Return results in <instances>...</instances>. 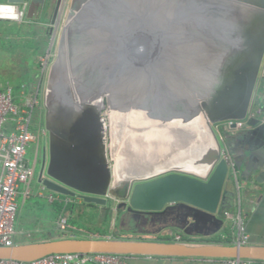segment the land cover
Listing matches in <instances>:
<instances>
[{
  "label": "water",
  "instance_id": "1",
  "mask_svg": "<svg viewBox=\"0 0 264 264\" xmlns=\"http://www.w3.org/2000/svg\"><path fill=\"white\" fill-rule=\"evenodd\" d=\"M8 1L28 6L30 19L47 3ZM61 15V0H56L48 25L50 49ZM260 77L264 0H71L44 95L48 158L38 181L86 203L107 204L113 168L103 110L112 99L139 98L164 117L184 111L198 115L197 102L204 101L210 127L247 119L246 127L237 130L240 151L230 157L236 176L263 182L264 121L249 117ZM214 160L208 177L177 170L135 184L129 180L123 192L116 189L128 200L121 205L131 212L163 213L179 203L185 209L179 222L185 235L217 234L230 168L222 154ZM60 252L264 261V245L253 244L64 237L0 246V258L19 260Z\"/></svg>",
  "mask_w": 264,
  "mask_h": 264
},
{
  "label": "rangeland",
  "instance_id": "2",
  "mask_svg": "<svg viewBox=\"0 0 264 264\" xmlns=\"http://www.w3.org/2000/svg\"><path fill=\"white\" fill-rule=\"evenodd\" d=\"M52 2L53 0H47L45 7L38 10L40 18L38 19L39 21L37 24H34L33 22H31L33 23L31 24L29 21L35 20L27 19L28 7L26 10L24 4H22L20 8L26 10V18L24 17L23 20L20 21L0 20V82H20L21 80L29 82L33 79L34 74L36 73L37 81L40 82L36 90H33L34 93H37V100L39 102L33 119V126L35 127L39 126L40 120L43 126L46 127L44 95L48 85L50 70L58 57L60 37L68 12L67 8L61 15L55 42L49 54L39 56L36 50L37 45L46 48L47 41H51V34H45L46 30L44 29L50 25L51 17H49V15L52 11ZM0 3L10 2L8 0H0ZM42 26L45 28H42ZM19 31L21 33L18 34ZM26 65L30 69L29 77L22 74L27 71V68H23ZM21 90L23 89H19L17 92L20 93ZM132 103L136 104V101H133ZM145 106L142 105L140 107H145L147 109L148 105L145 104ZM112 107L118 109L113 110ZM133 107L139 108V104L133 105ZM124 108L125 107L110 106L107 103L103 110V115L107 124L108 157L111 167L113 168V184L107 197L108 202L105 205L85 204L82 202V206H77L73 215L67 213L66 216L70 218V221L67 230L64 231L66 234L63 235L62 233L63 236L70 237L71 234H74L76 235V238L110 237L119 239L153 240L170 233L174 234L177 230L184 233L178 222H175L174 224L172 221L170 224L161 227V221H153V218L158 214L148 213V221L145 223V221L137 217V215L132 214L131 211L128 210L127 205H121L124 201L128 202V200L124 199L122 195L116 191L114 186L117 174L119 173L117 170V164H121L119 169L123 167L120 171L125 175L131 171V168H140L141 165H154L160 162L169 163V161L177 162L175 166H170L166 169L164 168L153 174L131 178L132 184H135L139 181L155 178L177 170L198 173L201 176L208 177L215 164L218 162V160H214L215 152L213 145L209 143L208 139L199 129V114L196 116L189 115V117H191L189 119L190 127L186 129L183 126H179V124H181L188 116V112L184 111L180 114L179 119L176 118V121L174 120L175 128L173 127L174 131L171 132L170 117L172 116L164 117L159 113L154 115L156 113H152L153 111H151V113L149 112L147 114L148 117L146 118L148 124L143 121L142 123L139 122L140 125H138L136 123L138 119H132L133 117L128 115L130 114L129 111H132V109H130L132 107L128 106L127 111H124ZM123 112H128L127 116L123 117L124 119L121 116ZM147 112L148 111L145 113ZM132 113L133 112H131V114ZM116 117L121 118L117 120ZM210 128L217 141L218 154L221 155L224 146L221 136H223L224 132H227V129L225 127H218L216 124L211 125ZM137 134H142L141 137L146 139L142 142L146 143H130L129 139H133V135L136 136ZM167 137L172 139V142H168L166 141L168 139H165L162 144L161 139ZM46 142H49V132H47V139L44 137L42 138L40 146L45 145ZM149 144L150 146L152 145L153 149H150L151 147ZM35 148L36 144H31L28 149L27 157L31 166L34 165ZM147 148L149 149L147 150ZM39 171L40 163H37L35 167V175L30 184L31 195L25 198L24 193L27 186L22 184L18 198L19 210L17 213L16 226L19 230L18 238L23 242H36L35 240L49 237V232H56L58 221L60 220L54 205L48 200V195L51 191L46 188L43 189L42 184L38 181ZM120 182L123 183V180ZM71 199L74 200V202L76 200L83 201L77 197H71ZM180 207L182 206L179 203H175L168 205L166 209H168L172 218H180V211H184L180 210ZM42 228L46 229V231L39 232Z\"/></svg>",
  "mask_w": 264,
  "mask_h": 264
},
{
  "label": "built area",
  "instance_id": "3",
  "mask_svg": "<svg viewBox=\"0 0 264 264\" xmlns=\"http://www.w3.org/2000/svg\"><path fill=\"white\" fill-rule=\"evenodd\" d=\"M71 0H61L62 14L69 8ZM25 17V11L13 3H0V19L20 21ZM49 54V53H48ZM14 87L8 85L0 90V246L16 245V220L19 210V195L21 185L27 186L25 198L31 195L30 184L34 176V165L31 166L28 159V149L31 144L40 145L42 138L47 139V128L41 120L39 126H33L34 113L39 104L37 93L30 94L22 104L16 101ZM258 113H263L260 109ZM255 113H249L254 117ZM247 119L226 120L216 123L219 127H225L229 131L242 130L246 127ZM223 153L229 163L230 173L237 179L235 163L228 154V148L223 136ZM43 189L45 186L42 185ZM239 189V184L237 183ZM59 193L51 191L48 200L53 203L58 199ZM71 200V197L68 196ZM237 204V203H236ZM239 209L236 213L224 211L223 217L233 218L235 233L232 244L249 245L250 234L247 230V222ZM59 228L67 229V219L58 221ZM175 240L182 242L183 236L177 234ZM131 264L123 254L111 252H60L52 253L33 260H19L12 258H0V264ZM228 264H255L254 260L246 258H229Z\"/></svg>",
  "mask_w": 264,
  "mask_h": 264
},
{
  "label": "crops",
  "instance_id": "4",
  "mask_svg": "<svg viewBox=\"0 0 264 264\" xmlns=\"http://www.w3.org/2000/svg\"><path fill=\"white\" fill-rule=\"evenodd\" d=\"M27 7L25 9L27 10ZM25 11V18H26V10ZM49 17H52V11L50 12ZM40 18L39 12H37L33 18H27L28 20H35V21H29L30 23L33 22L34 24L38 23V19ZM51 19V18H50ZM0 20H6V19H0ZM9 21V20H7ZM14 21V20H12ZM31 23V24H33ZM42 28H45L42 26ZM45 30V29H44ZM21 33L20 31L18 34ZM51 42V41H50ZM50 42L47 43V47L45 48V54H48L50 52ZM40 56V54H39ZM23 68H27V71L23 72L24 76L29 77L30 76V69L26 65ZM18 71V70H17ZM16 71V72H17ZM29 73V74H28ZM18 74V72H17ZM19 75V74H18ZM40 81H37L36 73L34 74V77L31 81L26 82L21 80L19 81H6V83L0 82V90L4 89L8 85H11L14 87L15 95H16V101L23 105L25 98L32 95L33 90L35 91ZM36 85V86H35ZM19 89H23L18 93ZM27 89V90H26ZM35 94V93H34ZM33 94V95H34ZM260 109H263V113H258ZM252 112L255 113L254 117H259L262 121H264V77H260L255 91L253 95L252 100ZM241 131V130H240ZM239 131H229L224 132L223 137L226 141V146L228 148V154H237L240 151V143L238 142L237 133ZM231 156V155H230ZM35 167V164H34ZM205 177V176H203ZM237 183L239 184V189L237 188ZM225 187L228 189V192L233 193L235 195L234 199V211L231 213H236L239 209L238 199L240 201V210L247 222V230L250 234V244L253 245H264V181L258 182L257 180L248 181L245 177H243L240 173L237 174V179L232 175V173L229 174V177L226 181ZM43 188V187H42ZM71 201H74L71 199ZM80 206H82V202L84 201H75ZM81 202V203H80ZM237 203V204H236ZM180 210L185 209L183 207H180ZM184 211H180L183 213ZM163 213L167 214L169 213L168 209H166ZM223 217V216H222ZM65 218V217H64ZM223 227L219 232H222V230L233 223L232 216L230 217H223ZM17 222V220H16ZM68 226V224H67ZM17 228V226H16ZM67 230V229H66ZM46 229L42 228L39 232H45ZM218 232V233H219ZM49 237L47 238H41L37 241H44V240H50V239H58V238H64L67 236H63L66 233L61 230L58 227L56 228V232H49ZM63 233V235H62ZM19 230L17 228V234H16V240L19 241V243H29V242H23L21 239L18 238ZM172 234V233H170ZM184 235L183 240L188 243H208L204 242L198 239H202V237H209V236H203V235H195V236H187L182 231H175L174 232V240L175 236ZM70 237H76V235L71 234ZM197 239V240H196ZM159 240V239H157ZM176 241V240H175ZM18 244V243H17ZM129 262L131 264H228L229 259L228 258H209V257H194V256H187V257H180V256H174V257H166V256H149V255H142V254H136V255H125Z\"/></svg>",
  "mask_w": 264,
  "mask_h": 264
},
{
  "label": "bare ground",
  "instance_id": "5",
  "mask_svg": "<svg viewBox=\"0 0 264 264\" xmlns=\"http://www.w3.org/2000/svg\"><path fill=\"white\" fill-rule=\"evenodd\" d=\"M200 99H202L201 97H200ZM132 100V99H131ZM113 103H111L110 104V106H115V107H117V106H119V107H125L124 109V111H127L128 109H127V107L128 106H130V107H132V108H130V109H132V111L131 112H133L132 114H131V112L129 111V113L130 114H128V112L127 113H122V118L124 117V116H127V114L129 115V116H131V117H133L132 119H138L137 121H136V123L138 124V125H140V123L139 122H143V121H147V114L150 112L151 113V111H153L152 113H156V114H154V115H157L158 114V107H155V106H150V105H148L147 103H144V102H141V100L139 101V98H137V99H134V100H132L131 102H122V101H124V100H119V101H116L115 99H112L111 100ZM133 101H136V104L138 105L139 104V108H134L133 107V105H136V104H133L132 102ZM138 102V103H137ZM117 103V104H116ZM122 103V105H119V104H121ZM147 104L148 105V108L146 109L145 107V105L144 104ZM198 103V105L196 106V112H197V114H199V118H200V121H198V123H199V129H200V131H201V133L208 139V141H209V143H211L212 145H213V148H214V152H215V155L217 154V152H218V145H217V141H216V139L214 138V136H213V132H212V130H211V128H210V125H209V123H208V120H207V118L205 117V115H204V113H203V106L205 105V102L204 101H198L197 102ZM145 106V107H140V106ZM150 108H152V109H150ZM112 109L114 110V109H118V108H113L112 107ZM148 111L147 113H145L146 111ZM117 113V112H116ZM201 113V114H200ZM135 114V115H134ZM187 114V113H186ZM114 115V114H113ZM188 116H187V118H185V120H183V122L181 123V124H179V126H183V127H185L186 129L188 128V127H190V124H189V119L191 118V117H189V115L190 114H187ZM179 116H180V114H178V117H177V115L176 116H172V117H170L171 119H170V122H171V125H170V130H172L171 132H173L174 130H173V127H174V120L176 121V118H178L179 119ZM184 116V115H183ZM192 116H194V115H192ZM196 116V115H195ZM114 117H115V115H114ZM121 117H116V119L117 120H119ZM127 118V117H126ZM115 119V120H116ZM124 119V118H123ZM131 121V120H130ZM154 121H157V120H154ZM197 121V120H196ZM114 123V122H113ZM130 123V122H129ZM132 123V122H131ZM147 123V122H146ZM148 124V123H147ZM114 125V124H113ZM115 125H116V123H115ZM163 125V124H162ZM165 125V124H164ZM187 126V127H186ZM167 127V126H166ZM175 128V127H174ZM132 129V128H131ZM136 129H138V128H136ZM163 130H164V128H163ZM169 130V131H170ZM190 131V130H189ZM132 132H133V130H132ZM164 132V131H163ZM134 133V132H133ZM141 133V132H140ZM172 134V133H171ZM142 136V134H137L136 136H134L133 135V139H129V142L130 143H146V142H142L143 140H146L144 137L142 138L141 137ZM174 138V137H173ZM114 139H115V137H114ZM157 139V138H156ZM160 139V138H159ZM165 139H168V140H166V141H170V142H172V139H169L168 137L167 138H162L161 139V142H162V144H163V142L165 141ZM148 143V142H147ZM124 145V144H123ZM146 146H147V144H146ZM149 146H150V144H149ZM137 147V146H136ZM151 148L150 149H153V147H152V145L150 146ZM143 149H145V148H143ZM149 148H147V150H148ZM146 151V150H145ZM153 151V150H152ZM176 163L177 162H175V161H169V163H163V162H160V163H158V164H152V165H146V166H142L141 165V167L140 168H131V171L129 172V173H126L125 175H123V173H121V169L123 168H121V169H119V166H121V164L120 163H118L117 164V170L119 171V175L117 174V179H116V183H115V189H118L119 191H122V186L127 182V181H129V180H131V178H133V177H138V176H145V175H150V174H153V173H155V172H157V171H160V170H162V169H166L167 167H172V166H175L176 165ZM133 165V164H132ZM135 165V164H134ZM207 165V164H206ZM201 166V165H200ZM128 168V167H127ZM129 169V168H128ZM128 171V170H127ZM121 180H123V183L122 182H120ZM120 182V183H119ZM117 191V190H116Z\"/></svg>",
  "mask_w": 264,
  "mask_h": 264
},
{
  "label": "trees",
  "instance_id": "6",
  "mask_svg": "<svg viewBox=\"0 0 264 264\" xmlns=\"http://www.w3.org/2000/svg\"><path fill=\"white\" fill-rule=\"evenodd\" d=\"M45 30H46L45 34H50L48 32V30H49L48 27ZM46 37H48V36H46ZM47 43H48V41H47ZM47 43H46V45H47ZM36 48H37L36 50H37V54L38 55L39 54L40 55H45V48H43L40 45H37ZM234 199H235V195L233 193L228 192L227 195H226L222 216H223L224 211H231V212L234 211V208H235ZM84 203L86 204V202H84ZM52 204L54 205V208H55L56 212L58 213L59 219L65 217L67 219V224L69 223L70 218H68L66 216V214L69 213V214L73 215V213L75 212L76 207L79 206V204H77L74 201L69 200L68 196L63 195V194H59V198L56 199ZM87 204H94V203H87ZM234 233H235V227H234V224L232 223L231 225L226 226L222 230V232H219V233L214 234V235L209 236V237H202V239H198V240H201V241H204V242H208V243L232 244ZM183 237H184V235H183ZM158 239L159 240H174V235L173 234H168V235H165V236H161ZM16 243H19V241L16 240ZM254 262H255V264H264V261H256V260H254ZM90 264H95V263H90Z\"/></svg>",
  "mask_w": 264,
  "mask_h": 264
},
{
  "label": "flooded vegetation",
  "instance_id": "7",
  "mask_svg": "<svg viewBox=\"0 0 264 264\" xmlns=\"http://www.w3.org/2000/svg\"><path fill=\"white\" fill-rule=\"evenodd\" d=\"M55 5H56V0H53V2H52V14H53V11L55 9ZM47 143H49V142H46V144L42 145V146L36 145V148H35L36 151H35L34 164L36 167L37 163H40V171L47 162V158H48V144ZM35 167H34V175H35ZM38 176H39V173H38ZM121 192H123V190ZM124 206H126V205L124 204ZM131 213L134 215H137V217H139L140 219L144 220L145 223H147L148 213H144V212H135V213L131 212ZM157 214L158 215L153 218V221H161L162 222L161 227H164V226L170 224V222H172V221L174 224H175V222L176 223L180 222V218H177V217L172 218L170 213L169 214L157 213Z\"/></svg>",
  "mask_w": 264,
  "mask_h": 264
}]
</instances>
